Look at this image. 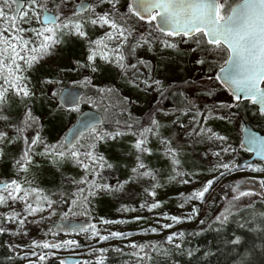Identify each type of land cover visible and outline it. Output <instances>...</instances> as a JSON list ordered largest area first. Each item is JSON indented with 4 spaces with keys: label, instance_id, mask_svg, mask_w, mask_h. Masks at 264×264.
Listing matches in <instances>:
<instances>
[{
    "label": "snow or ice",
    "instance_id": "6c2138e0",
    "mask_svg": "<svg viewBox=\"0 0 264 264\" xmlns=\"http://www.w3.org/2000/svg\"><path fill=\"white\" fill-rule=\"evenodd\" d=\"M107 4L108 8L102 12H97V8ZM121 0H95V3H85L83 0L75 5V10L68 8L67 0H57L52 4L54 12H50L46 0H0V105L6 102V94L11 90L12 94L21 98H28L29 101L35 96L29 86L30 77L25 73L30 69L41 57L50 53L53 47L62 42L63 37L74 36L84 38L88 44V54L86 56L87 63L76 60L75 64L81 68H90L92 72H97L99 69L95 66L96 57L99 56L101 60L110 62L116 66L120 74L128 77L127 83L135 88L144 85L146 88L153 87L154 91L159 93V99L165 100L168 98L167 94L170 89L165 87L164 81L172 79L171 76L164 75L165 72L175 73L179 65L175 61H169L163 71L161 72L162 79H154L151 72L142 74L140 67L144 66L146 62L143 58L135 57L136 49L147 46L152 47L155 41H159L160 47L165 50H177L179 58L178 44L175 42V37H180L182 41L188 42L191 40L197 45L192 51H200L203 38V43L211 46L212 49L221 50L227 49V59H225L219 71L215 73L214 77L208 76L207 80L211 82L213 79L219 81L220 85L232 93V100L223 107L232 109L233 107L239 109L241 102L247 104L258 105V111L264 113V0H237L236 3L228 5L227 0H128L126 8L123 12L120 11L119 5ZM15 5V7H13ZM63 9V11L61 10ZM41 10L44 15L41 19ZM86 15H81L85 14ZM36 21V26L25 28L23 24L32 25ZM100 25L108 26V30L103 35L97 36L94 40L88 38L86 25ZM141 27L149 29L147 32L140 31ZM26 32H31L32 36L24 35ZM126 55L135 58V62L128 63ZM188 55V53H184ZM196 64H204L205 60L197 58L194 61ZM160 63H164L161 61ZM131 75L129 76V71ZM45 82H51L49 78H45ZM83 82L91 83V78L87 75L83 77ZM184 85L193 83L191 80L183 81ZM95 87V86H94ZM113 88H100V92H111ZM63 93V98L60 100L61 106H68L72 109L79 108V102L83 97L76 93L60 89ZM211 96L213 93H207ZM56 93H53L55 96ZM176 96V93H171ZM183 101H188V97L183 92L179 94ZM128 100L129 97H123ZM89 103H94L91 99ZM157 111L168 114L185 113L196 108L195 104L190 107H177L175 104L165 112V109L156 106ZM121 112H126V108H121ZM205 111H211L206 109ZM131 117V113H127ZM235 114L229 112L228 116L221 117L228 119ZM24 119L22 126L13 125L16 129L17 137L23 138L25 147L18 158H14L13 163L18 170L27 172L29 165L34 163L33 160V146L43 145V151L39 154L48 156L54 163H59L65 159H71L80 168L84 169V174L79 180L71 179V184L75 186L71 193H61L60 204H66L71 209L87 208L90 205V198L100 194L103 191L111 192L114 188L122 186L128 181H135L141 177H151L152 180L157 181V173L154 169L149 168L142 161L144 153L152 152L153 149L148 146L149 135L156 136L160 144L163 146V153L171 160V168L175 171V175L169 176V180H175L176 176L183 175L180 171L181 160L179 159L180 149L173 147L171 139L161 135L160 129L162 127L161 121L156 118L154 112L148 114V123L140 125L139 121L131 119H114L109 122L107 128L103 127L105 124V117L90 113L83 120L78 122V126L70 129V136H67L63 142L56 144H48L41 139V132H36V138L31 139L23 136L26 129L31 124H37L38 117L32 113V108L29 105L25 106ZM7 119V117H5ZM193 122L199 124L197 117H193ZM181 128L184 124L179 116H176L173 122ZM38 127L39 126L37 124ZM111 129V130H109ZM88 133L86 137L87 143H80L84 138V134ZM126 134H131L135 137L132 142V148L136 151L135 163L136 167L131 169L132 175H129L126 181H117L116 185L109 184L102 176L104 169H111L113 165L107 163L104 157L97 151V145L100 142L113 141L123 137ZM188 136L198 135L207 140H218L223 144V147H218L213 153L220 162L216 165L219 171V176L223 177L233 169L240 166L234 164L232 160H223L222 157L226 153H234L237 149L230 147L227 142V137L214 131L210 127L201 125L199 131L196 128H191L185 133ZM7 139L8 143H12V139L8 138L7 133L0 131V142ZM249 150L256 149L259 155H264V138L257 137L254 133L250 134L248 138ZM240 148L244 147L241 143ZM83 149V151H82ZM207 155V153H205ZM3 156V150L0 149V157ZM246 166L252 169L260 167L259 165L246 163ZM91 174V179H89ZM215 177L207 180L203 186L194 190L189 194L190 197H197L203 199L205 193L213 184ZM187 181L181 180V183ZM27 183L29 187L23 188L22 185ZM264 185V180L261 181ZM155 187V185H153ZM36 191L31 188V182L24 180H17L15 178L6 179L0 182V205L7 204L8 200L25 201L23 204V211L25 215L34 214L38 211L48 209V215L56 213L54 204L57 201L45 197L46 203L44 205L27 202L29 193ZM233 191L238 195L252 194L253 189L240 187V183L233 188ZM23 192L22 195L20 193ZM7 193V196L5 195ZM155 196L154 190L149 193ZM67 195V199L64 197ZM183 195V194H181ZM261 199L264 200V193ZM161 201L147 204L142 202L141 207H146L149 210L155 209ZM193 211H196L193 208ZM71 211L61 212L63 219H67L72 215ZM85 215L88 213L85 212ZM165 216L169 214L165 213ZM231 212L225 209L223 213L217 215L215 220L224 224L228 221ZM259 217L264 218V212L258 214ZM4 221L9 220L19 221L22 225L24 223L23 217L14 209L3 214ZM189 215L185 219H191ZM44 219V217H41ZM133 219H140L134 217ZM172 220H180L179 216H171ZM256 219V216H253ZM101 220L104 223L108 221ZM172 225L164 224V228H169ZM245 225L242 224L241 227ZM260 227H264V219L260 222ZM91 230L93 236H98L101 241L107 240L110 236H125L131 235V232L114 231L108 235L101 234L97 230L96 225H80L77 227L67 228L61 226V231L66 233H76L80 230ZM19 229H17L18 231ZM10 231L5 227L0 226V233ZM140 231L157 232L156 227L149 226L148 229H141ZM27 230L25 229V234ZM51 233L53 237L55 233L51 228L47 233ZM183 236L184 233L172 232L167 236L169 241H174V237ZM243 237L236 235L232 243L238 244ZM78 241L72 239L65 240H49L41 241L32 240V250L28 252H17L16 255L23 256L26 264H42L49 259V257L57 256L56 251L51 249H61L68 245H76ZM131 244L137 249L135 252L137 264H142L139 259L143 257L144 261L150 260L149 253L145 251L146 248L152 245L136 244L132 241ZM8 247H14L8 245ZM18 247L27 248L28 245H20ZM264 249V245H261ZM38 248H47L50 251H38ZM159 250V249H158ZM92 251V249H89ZM104 252L105 249H100ZM191 256L192 252H188ZM28 257H37L36 260L28 259ZM58 264H68L64 259H60ZM87 264V262H85ZM264 264V261L261 262Z\"/></svg>",
    "mask_w": 264,
    "mask_h": 264
},
{
    "label": "rangeland",
    "instance_id": "374dc122",
    "mask_svg": "<svg viewBox=\"0 0 264 264\" xmlns=\"http://www.w3.org/2000/svg\"><path fill=\"white\" fill-rule=\"evenodd\" d=\"M50 1L51 0H46L48 9L49 11L54 12L52 9V4L54 2ZM88 1L95 3V0ZM80 2L81 0H67L68 8L75 10V5ZM127 2L128 0H121V4L119 5L121 12L125 10ZM227 2L228 5H231L236 3L237 0H227ZM13 7H15V5ZM107 8L108 5L104 4L97 8V12H102ZM61 10L63 11V9ZM42 13L43 10H41V19ZM86 14L87 13L81 15L83 16ZM36 25L37 22L33 21L32 25L23 24L22 26L29 28ZM91 30V32H88V38L94 40L97 36L103 35V33L108 30V26L94 25ZM148 30L149 29L144 27H141L140 29V31L144 32H147ZM24 35L31 37L32 33L26 32ZM77 38H79L81 42L79 56L72 59L69 67L61 69L57 65H51L52 70L49 75L33 71V66L27 70L25 74L30 77L29 86L35 93V96L31 99V101H29L28 98L15 96L12 94L11 90H9L6 94V102L3 105H0V131L6 132L8 138L13 141L12 143H8L7 139H5L3 142H0V149L3 150V156L0 157V181L12 178L17 180H22L23 178L24 180L30 181L31 188L36 189V191H31L29 193L27 202L32 203L33 206L36 204L44 205L46 203L45 197H47L51 200L57 201L53 207H55L56 213L58 214L65 212L67 208L65 207L67 206L66 204L59 203L61 193L64 191H52L49 189L45 192L43 183L52 181L58 189H66V194L71 193L75 188V186L70 182L71 179L79 180V178L84 174V169L80 168L71 159H65L59 163H54L50 157L39 154L43 151V145H39L33 146L34 163H31L28 171L24 172L22 170H18L17 166L13 163L14 158H18L20 155H14L16 153V151H14L11 156L9 149H6V146L10 144V146L14 147L21 141V138H16L17 133L13 125L22 126L24 119L23 114L26 105L30 104L32 113L36 112V108H38L39 105V108H44V110H48L50 112L55 111L54 107L56 105V101L53 93H56L57 87L61 89L67 86L79 85L75 83L85 84V82H83V77L85 75L89 76L92 81L93 76L97 74L104 65L117 69V67L112 65L110 62L101 60L99 56H97L95 60V66L99 69V71L92 72L90 68L78 67L75 64L76 60H81L87 63L86 56L88 54V44L84 38ZM198 38L202 41L200 51H192V49H195L197 45L191 40L184 42L180 37H169V39H174L178 44L179 58L177 56V50H165L160 47L159 41H155L151 48L142 46L136 49L135 52V57L143 58L147 64L145 67H140L141 73L147 74L148 72H151L154 79H162L161 72L163 71L165 65L169 61H175L176 64L179 65V68L175 73H164V75L172 77V79L164 81L165 87H168L173 83L175 84L187 80H191L193 83L186 85V88L183 90H176L174 93L177 95L173 96L174 98L171 99L172 104L170 102L169 105L173 106V104H175L177 107H190L191 104H195L196 108L185 113L177 112L169 117H163L164 115L157 111L155 106V103L158 102L159 93L153 90L154 86L146 88L141 84L139 88H135L126 82L128 79V77H126L122 84L120 83L118 91L122 92V95L125 97H129L127 105L131 115L135 118L138 116L144 117V122H142L141 125L149 122L148 114L150 112L153 111L155 113L156 118L160 120L162 124L160 129L161 135L171 139L172 146L180 149L179 159L180 157H183L184 151L188 150L192 154H196L198 160H201V162L202 159H204L205 162L210 163V160L212 163L214 161L213 158H215L216 163H210L211 165L209 166L203 164V166L199 168L195 179H193V183H181V179L178 178L179 176H176L175 180H169V176L175 175V171L171 168V160L164 155L163 146L160 144L158 137L149 135L148 146L152 148L153 151L144 153L142 155V161L149 168H151L153 167V162L148 160L150 155L157 152L161 154V157L163 156V161H159L160 167L157 165L158 168H161L164 171V173L162 172V174L157 176L158 183L157 181L152 180L151 177H141L134 181L133 190L130 194L131 198L128 193L113 198L111 192L105 190L100 194L93 196L95 198V203L91 206L94 213L93 223L96 225L97 230L100 231L101 234L108 235L110 232L120 231L125 233L131 232L132 234L130 236H110L107 240L101 241L98 236L92 235L90 229L69 234L55 232L53 226L57 221L56 216L59 215H56L55 213L54 215L49 216L48 209L46 208L44 211H38L34 214L25 215L23 211V204L25 201H16L13 203L12 200H8L7 204L0 205V226L10 229V231H6L9 235L7 244L14 246L11 248L9 247L13 256L17 257V252L22 253L31 251L32 240L41 241L44 239H49L50 241L53 239L60 241L72 239L78 241V244L76 245H68L64 248L55 250L51 249V251H56L58 253L57 256L49 257L54 259H63L66 256H76L81 257L86 261L101 260L105 257L107 250L111 247L116 249L134 250L135 247L131 244L132 241H135L136 244H144L145 242L150 241L154 244L159 242V250L167 249L172 246L179 245L183 238V236L178 235L174 237L175 243H173V241H169L167 239V236L172 232H182L185 234L186 229L190 228V226L204 217L206 212V207L204 205L209 203L218 205V211H222L226 208H229L231 211H235L237 209L235 216L237 215L238 220L241 222H244L246 219V222L252 224L254 221L264 219L258 215L262 211L256 212L254 208H251V205H253L251 202L260 200V193L262 191L264 192V185L261 184V181L264 180V163L255 162L254 164L260 166L256 169L249 168L246 165H239V156L244 158L239 151L242 138V124L239 120L240 116L234 111L231 112L226 109H213L216 105L227 104L232 100V97L228 93H225L222 87L218 86L214 80L211 82L207 80L209 75L217 72L218 69L215 68L220 63H223L224 59H226L225 54L222 49L213 50L211 46L203 43L202 37L198 36ZM53 53L54 51L52 49L50 53L43 57L50 58V61L53 58ZM184 53H188V55L185 56ZM128 56L129 55H126L127 60ZM197 58L205 59V63L196 64L194 61ZM161 61L164 63H160ZM146 67L148 70L145 69ZM130 75L131 74H129V76ZM45 78H49L51 82H45ZM209 91H212L213 93L211 96L207 94ZM181 92L188 97V101H183V98L179 96ZM89 99L94 101V103H89ZM84 101L88 107L99 110L98 106L101 104V97L96 91L90 92L85 97ZM10 102H16L22 107V112L18 119L14 118L13 115H10L7 112V105H9ZM206 109H211V111H205ZM202 112L207 113L206 116L204 115L202 125L210 127L221 135L226 136L228 138L226 143L230 147L237 149L234 153L224 154L222 159H230L234 164H237L240 167L233 169L223 177L219 176V171L223 170L216 169V165L220 162V160L213 155L218 147H223V144L220 141L215 139L207 140L206 138H202L200 136H197L195 139L189 141H185L184 139L186 135L185 133L190 131L191 128H194L193 117H199L203 114ZM229 112L235 115L229 117L228 119L221 118L223 116H228ZM78 114L79 110L77 109L69 111V114H67L66 117L69 122L65 130H52L48 125L49 121L44 116L38 117L37 124L42 127H38L37 124H31V126H29L23 133V136L29 137L30 142L31 139L36 138V132L40 131V138L45 140L48 144H56L58 141L63 142L65 132L76 121ZM176 116L180 117L185 126L184 128H181L173 123ZM5 117H7V119H5ZM134 139L135 137L133 135L126 134L116 140L100 142L97 145V151L104 157L107 163H111L113 165L111 169H104L102 171L103 178H105L109 184L116 185L117 181H120L121 177L118 176V170L120 169L126 170L125 181L129 175H132L131 169L136 167V151L132 148V142ZM84 141V143H87V140ZM22 146L24 149L25 144L23 138ZM205 153H207V155H205ZM155 164L156 163L154 162V165ZM213 177H215V180L209 190L205 193L203 199L189 196L190 193L201 188L207 180L212 179ZM89 179H91V174H89ZM237 182L240 183L242 190L244 188H251L254 190L253 193L245 194L243 196L238 195L233 191ZM153 185H155V187H153ZM22 187L27 188L29 185L24 183ZM152 190L155 191V196H151L149 194ZM22 194L23 192L20 193V195ZM5 195L7 196V193H5ZM107 197L114 199L112 210L101 212L98 209V204L100 203V200L107 199ZM64 198L67 199V195ZM188 199L194 200L188 203ZM155 201H161L155 209L149 210L146 207L140 206L142 202L151 204ZM193 208H195L196 211H193ZM13 209L19 212L23 217L24 223L22 225L19 221L9 220L6 223L3 222V214ZM248 211H250L251 215H248L245 218H239L241 216L239 214L240 212L243 215ZM66 212L68 211L66 210ZM165 213L169 215L165 216ZM173 215L179 216L181 219L172 220L171 216ZM189 215L192 218L185 219V217ZM253 216H256L255 220L253 219ZM41 217H44V219H41ZM102 217L104 220L108 221V223H104L101 220ZM134 217H140V219H133ZM36 219L38 220L35 222ZM164 224H170L172 226L164 228ZM149 226L156 227L158 231L155 233L151 231H140L141 229H148ZM49 228H51L55 233L54 237L51 233L46 235ZM17 229L19 230L17 231ZM25 229L27 230L26 234ZM20 245H28V247H18ZM89 249H92V251H89ZM100 249H105V251L101 252ZM38 251L48 252L50 250L38 248ZM63 254H65V256ZM60 255L62 257H60ZM22 258L26 262L23 256ZM28 259L36 260L37 257H28Z\"/></svg>",
    "mask_w": 264,
    "mask_h": 264
},
{
    "label": "trees",
    "instance_id": "16d2710c",
    "mask_svg": "<svg viewBox=\"0 0 264 264\" xmlns=\"http://www.w3.org/2000/svg\"><path fill=\"white\" fill-rule=\"evenodd\" d=\"M53 2H57V0H51ZM50 1V2H51ZM92 1V0H91ZM52 2V3H53ZM94 25L88 24L86 25V31L91 32V28ZM199 36V35H198ZM81 47L80 39L74 36H67L63 37V40L61 43L57 44L53 47V58L49 61L50 58L47 57H41L35 65H33L32 70L39 72L40 74L49 75L52 70L53 65H57L59 68H67L71 65V61L74 57L79 56ZM216 50V49H213ZM225 57L227 56V50L222 49ZM205 60V59H204ZM225 60V59H224ZM135 62V58L132 56H128V63ZM52 65V66H51ZM147 64H145L143 67H145ZM220 66H222V63H220L215 69H218ZM148 70V68H145ZM210 69V68H209ZM129 74H131V70L129 71ZM215 73H212L209 76L214 77ZM126 77L122 76V74L119 73L117 69H114L110 66L104 65L101 70L93 76V80L91 83H75L79 85H83L86 88V96L90 92L96 91L99 96L101 97V104L98 106L99 110L103 113L105 117V124L103 127L107 128L109 125V122H111L114 119H131L135 121H139L140 125L142 122H144V117L138 116L137 118L129 117L127 113L129 112V107L127 105V100H124L122 95V92H119V85L120 83L125 80ZM218 86H221L219 81H216L213 79ZM95 86V87H94ZM122 87V86H121ZM222 87V86H221ZM100 88H113L114 90L111 92H100ZM170 89V92L167 94L168 98L165 100H160L158 98V102L155 103L159 104L160 107L165 109V112H168V109L171 108L172 105H169L171 102V99L174 98L171 93H174L176 90H183L186 88V85H184L182 82L179 83H173L170 86L166 87ZM223 91L227 93L224 88L222 87ZM60 91V88H56V95H58ZM56 95L54 96L56 105H55V111H48L44 110V108H36V112L33 113L35 117H45L49 123V127L52 130L60 129L65 130L67 127V124L69 120L66 119L67 114H69V111L64 109L59 101L56 98ZM85 96V97H86ZM213 98V96H212ZM215 98V97H214ZM41 104V103H40ZM172 104V102H171ZM249 102L247 104H244L241 102V107L239 109L233 107L232 109H228L226 107H223V104L216 105L213 107V109H226L231 112H235L236 114H243L245 118L249 120V122L254 123L252 120V116L250 114V110H252V107L249 106ZM102 108V109H101ZM121 108H126V112H121ZM7 112L10 115H13L14 118H19L20 114L22 112V107L19 106L16 102H10L9 105H7ZM153 112V111H152ZM161 113V112H160ZM203 113V112H202ZM164 115L163 117H169L173 114L165 115L164 113H161ZM206 112L201 114L198 118L199 124L194 123V128L197 129V132L199 131V127L202 125L204 121V115L206 116ZM142 126V125H141ZM111 130V129H109ZM88 136V133L84 135V138L81 139L80 143H84L86 140V137ZM198 135L194 136H188L185 135L184 139L185 141H189L192 139H195ZM86 144V143H85ZM6 149H9L10 155L12 156L13 152L16 151L14 155H20L21 151H23L22 146V137L21 141L18 145H15L14 147L10 146L8 144L6 146ZM5 149V150H6ZM239 151L241 152L240 148ZM8 152V153H9ZM7 155V154H6ZM8 156V155H7ZM195 156V157H193ZM214 161L212 163H216V159L213 158ZM149 161L153 162L151 169H154L157 173V176L164 173L163 169L158 168L160 167L159 161H163V156L161 157V154L154 152L150 155L148 158ZM181 173L183 175L179 176L181 180H185L188 183L192 182L193 179H195V176L199 170L200 167L205 164L206 166L211 165V161L205 162L204 159L198 160V157L196 154H192L190 151L185 150L184 155L181 158ZM154 162L156 163L154 165ZM120 164V163H119ZM158 165V167H157ZM166 172V170H165ZM7 175V174H6ZM118 176L121 177L120 181H125L126 176V170L120 169L118 170ZM147 178V177H146ZM134 181H129L122 186L116 187L111 191V195L113 198L116 196H122L128 193L129 197L133 190ZM43 188L45 189V192L49 189L52 191H64L62 193H65L66 189H58L57 186L52 182L48 181L47 183H43ZM131 198V197H130ZM188 199V203L190 201H193ZM90 205L87 208H76L72 207L71 209L69 206L66 210L69 212L71 211L73 214L69 216H76L79 218H93L94 213L91 209V206L95 203V198H90ZM253 205H251V208H254L256 212H264V201L262 199L258 201L251 202ZM112 204H114V199L107 197V199L100 200V203L98 204V209L101 212H106L112 210ZM204 205V204H203ZM210 205V206H208ZM206 212L204 214V217L197 221L195 224L190 226V228L186 229L185 234L183 235V238L179 245L172 246L167 249L158 250L159 242L153 243V242H145V245H152V247L146 248L145 251L149 253L150 260L144 261L143 257H140L139 259L142 261V264H261L262 261H264V249H262L261 245H264V227H260L261 220L254 221L252 224L249 222H246V219L244 222H241L238 220V216L235 214L237 213V209L235 211H231L229 208V211L231 212V215L229 216V219L226 223L221 224L220 222H217L215 220V217L217 215H220L225 211H218V205L216 204H205ZM227 209V208H226ZM65 210V212H66ZM87 212L88 214L85 215L84 213ZM241 217H246L250 214V211L244 213H239ZM56 220L61 219V215L56 213ZM251 217V216H249ZM39 219V218H38ZM36 219L35 222L38 220ZM248 220V219H247ZM34 222V223H35ZM33 223V224H34ZM244 224V227H241V225ZM236 235H240L243 237L242 241H240L238 244L232 243L234 241V237ZM9 238L8 233H0V264H26V262L23 260L22 256H13L12 253L9 250L7 240ZM46 250H49L45 248ZM55 250V249H52ZM137 249L134 250H125V249H116V248H109L105 254V257L101 260H92V261H86L83 260L80 263L77 264H137V257L135 255V252ZM188 252H192V255L189 256ZM65 256V254H63ZM60 257H62L60 255ZM64 259V258H63ZM60 258L54 259L49 258L47 261L42 262V264H58V261Z\"/></svg>",
    "mask_w": 264,
    "mask_h": 264
},
{
    "label": "water",
    "instance_id": "95a60500",
    "mask_svg": "<svg viewBox=\"0 0 264 264\" xmlns=\"http://www.w3.org/2000/svg\"><path fill=\"white\" fill-rule=\"evenodd\" d=\"M83 2L91 3L88 0H83ZM43 15H44V12H43ZM43 15H42V18H43ZM219 69H218V71H219ZM62 89H64L65 92L71 91V92L76 93L78 96L83 97V99L80 100V102H79L78 110L80 112H79V114L77 116L76 121L65 132L64 138H63V139H65L67 136L71 135L69 130L77 127L78 126V122L83 120L88 114L93 113V114H96L98 116H104V115H103V113L101 111H99V110H97L95 108H92V107H88L86 105V103L84 101V97H85V93H86L84 87L79 86V85H73V86L63 87ZM228 93L230 95H232L231 92L228 91ZM63 95L64 94L59 91V93H58V101H59V103H60V100L63 98ZM62 107L65 108L66 110H72V108H70L68 106H62ZM253 133L257 137L264 138V136H262L261 134L256 132L253 129V127L248 122L245 121L244 124H243V128H242V134H243L242 143L244 144L243 148H245L247 151H250L249 150L250 145L248 144V138H249L250 134H253ZM250 152H253L254 156L251 157L250 159H246V160L241 159L240 162H239L240 165H245L246 163H253L257 159L264 160V155H259L255 148H253V150H251ZM3 181H0V182H3ZM91 224H93V220L91 218H82V219H80V218H76V217L71 216V217H68L67 219H59V220H57L55 222V224H54V230L56 232H64V231L60 230L61 226H64V227H67V228H71V227H77L78 228L80 225H91ZM80 231H82V230H80ZM65 260L68 262V264H77V263H80L82 261V258L81 257H76V256H67L65 258Z\"/></svg>",
    "mask_w": 264,
    "mask_h": 264
},
{
    "label": "flooded vegetation",
    "instance_id": "af4514ba",
    "mask_svg": "<svg viewBox=\"0 0 264 264\" xmlns=\"http://www.w3.org/2000/svg\"><path fill=\"white\" fill-rule=\"evenodd\" d=\"M244 103V102H242ZM249 106L252 107V110H250V114L253 117L252 120L254 121V123L249 122V120L247 118H245V116L242 114H240V122L243 125V123L246 121L248 122L253 129L258 132L259 134H261L262 136H264V113H260L258 111V105H253L252 102H249ZM241 143H242V138H241ZM240 143V144H241ZM241 150V155L244 156V159H250L251 157L254 156L253 152L247 151L245 148H240ZM239 158H242L241 156H239ZM255 162H263L264 160H256ZM262 193H264L263 191L260 193V196H262Z\"/></svg>",
    "mask_w": 264,
    "mask_h": 264
}]
</instances>
